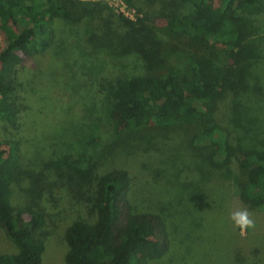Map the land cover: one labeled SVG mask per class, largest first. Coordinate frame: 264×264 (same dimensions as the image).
I'll use <instances>...</instances> for the list:
<instances>
[{
	"label": "rangeland",
	"instance_id": "374dc122",
	"mask_svg": "<svg viewBox=\"0 0 264 264\" xmlns=\"http://www.w3.org/2000/svg\"><path fill=\"white\" fill-rule=\"evenodd\" d=\"M72 1L80 20L56 19L52 46L16 68L19 118L13 125L0 122V138L19 141L22 150L13 203L35 204L50 183L59 181L66 193L78 198L83 217L94 219V185L82 184L67 170L49 173L44 167L66 154L86 155L100 170L127 169L134 208L164 217L171 247L148 264H264V205H249L240 197L248 170L235 160L215 164L209 150L194 148L191 139L200 129L194 121L169 128H124L106 90L110 79L129 75L189 73L194 58L210 72H226L221 47L174 36L157 22L126 25L119 9L126 3L143 11H186L188 4L133 0L135 7L127 0ZM245 18L248 52L235 72L237 90L211 111L213 119L231 128L239 147L264 152V10ZM94 138L98 141L92 142ZM243 208L252 213L255 227L241 232L229 215ZM71 221L66 219L56 234L44 236V264H68L65 231ZM0 252H17L1 229Z\"/></svg>",
	"mask_w": 264,
	"mask_h": 264
},
{
	"label": "trees",
	"instance_id": "16d2710c",
	"mask_svg": "<svg viewBox=\"0 0 264 264\" xmlns=\"http://www.w3.org/2000/svg\"><path fill=\"white\" fill-rule=\"evenodd\" d=\"M136 6L133 0H127ZM190 9L163 7L158 11L137 7L144 16L137 22L121 17L129 26L160 23L174 36L195 44L220 46L228 65L226 72H210L194 58L189 73L165 76L129 75L110 79L107 95L113 114L127 129L144 126L169 128L183 120L199 125L191 144L209 150L215 164L235 160L248 170L240 184V197L255 206L264 205V152L239 147L226 123L212 117L211 106L234 93L235 75L246 58L249 23L246 16L264 10V0H172ZM72 0H0V122L15 124L21 106L16 99V68L27 58L46 52L56 39V19L78 22ZM248 52V51H247ZM98 141V139H92ZM22 160L19 141L0 138V229L17 252H0V264H44V236L56 234L66 219L68 264H148L163 257L171 247L164 217L137 211L131 198L127 169H99V163L81 155L45 162V171L67 170L84 185H94V219H85L77 197L65 192L59 181L50 183L32 205H15L12 186Z\"/></svg>",
	"mask_w": 264,
	"mask_h": 264
},
{
	"label": "clouds",
	"instance_id": "9594fccd",
	"mask_svg": "<svg viewBox=\"0 0 264 264\" xmlns=\"http://www.w3.org/2000/svg\"><path fill=\"white\" fill-rule=\"evenodd\" d=\"M229 218L234 226L238 227L241 232L255 227V220L252 218V213L247 208L230 212Z\"/></svg>",
	"mask_w": 264,
	"mask_h": 264
},
{
	"label": "built area",
	"instance_id": "2783aa9c",
	"mask_svg": "<svg viewBox=\"0 0 264 264\" xmlns=\"http://www.w3.org/2000/svg\"><path fill=\"white\" fill-rule=\"evenodd\" d=\"M116 6L119 4H115ZM118 7V6H117ZM120 11L124 14L127 19L137 20L141 14L136 8H131L128 4H121L119 7Z\"/></svg>",
	"mask_w": 264,
	"mask_h": 264
}]
</instances>
